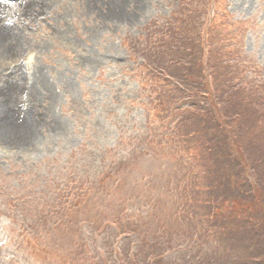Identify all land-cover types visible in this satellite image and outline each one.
<instances>
[{"label":"rangeland","instance_id":"rangeland-1","mask_svg":"<svg viewBox=\"0 0 264 264\" xmlns=\"http://www.w3.org/2000/svg\"><path fill=\"white\" fill-rule=\"evenodd\" d=\"M101 1L0 0V118L33 134L0 135V264L223 262L236 215L264 234V0H124L119 26ZM187 41L205 82L183 86L160 52Z\"/></svg>","mask_w":264,"mask_h":264},{"label":"trees","instance_id":"trees-1","mask_svg":"<svg viewBox=\"0 0 264 264\" xmlns=\"http://www.w3.org/2000/svg\"><path fill=\"white\" fill-rule=\"evenodd\" d=\"M212 9V6L210 4H207V8H206V20L205 22L207 23V25H211L212 23V17L208 16V14L210 15V11ZM211 28V26L209 27ZM208 28V29H209ZM162 38V37H161ZM160 38V41H161ZM176 43L172 40H162L161 45L159 43V46H165L168 47L169 45H175ZM181 45V48L177 51L178 53H180L181 51V58H179L177 61H174L175 57L178 56L179 54L177 53H172L170 50V48L168 50H165L163 52H160V54H164V55H170L172 56V58L170 59V62H165L168 64H165L163 66H161V68H166L167 66V74L170 73L169 68L171 67H178L177 65L183 64L186 65V68H183L182 71H178L177 69H173L174 73H170L169 78L173 79L175 81H177L178 83L182 84L183 86L187 84V82H189L190 80V75H192V79L196 80V83H193V85H197V81L198 83H200L201 81H203L204 76H202L201 74H199V66L195 61V57L192 55H190L189 58V54L192 52L191 48L189 47V42L187 41L185 42H181L179 43ZM178 44V45H179ZM159 46L156 48V50L159 48ZM147 48V47H146ZM172 48V47H171ZM153 50H155L153 48ZM185 52H189L188 54H185ZM210 61V59H208ZM208 63V62H207ZM158 64V61H157ZM157 73V72H156ZM194 74V75H193ZM164 81H166L167 83L172 85V82L167 79L166 77L163 78ZM183 80H186V83H183ZM205 82V80H204ZM177 86V85H176ZM193 90H196L194 88H192ZM177 92H180V90H176ZM183 91L185 93L188 94H192L190 95H183L181 94L180 96L176 97L173 94L171 95H166V103L167 104H171V105H183L186 99H197L198 97H196L195 92H191L189 90H184ZM192 107H194L196 109L197 112L201 111V109H199V107H195L191 104ZM177 108V107H176ZM174 108V109H176ZM177 110V109H176ZM194 111V109H193ZM196 114V119H199V114H197L196 112H194ZM179 123H181V120L179 121ZM201 122L199 121V124ZM198 124V125H199ZM205 125L202 126L201 130L205 129L204 127ZM200 130V131H201ZM57 198L58 196L56 195L55 198L52 200V205H55L57 202ZM30 201H32V199H30ZM42 205V203H39ZM36 205L37 206L39 205ZM22 205H24L25 207L31 205L29 201H23ZM237 218V221L232 222V225H230L227 228L223 229V248L220 250L221 253L223 255L222 256V260L223 262H220L218 264H232V261H235L233 264H264V252L262 253H256L255 252V248L253 246V242L257 241L258 239H260L263 243H264V234L262 233H257L254 232V228L253 226L249 223L248 218H246L243 215H236L235 216ZM51 224H54V219L51 217L50 218ZM264 248V246H263Z\"/></svg>","mask_w":264,"mask_h":264},{"label":"bare ground","instance_id":"bare-ground-1","mask_svg":"<svg viewBox=\"0 0 264 264\" xmlns=\"http://www.w3.org/2000/svg\"><path fill=\"white\" fill-rule=\"evenodd\" d=\"M45 1H51V0H45ZM134 3H136L139 9H141L140 5L142 0H133ZM100 3L102 2L101 0H89L88 4H95V3ZM117 5H119V10L118 11H114V9H112V13L109 16L111 21L114 20V23H112V25H122L126 22V17H124V10H123V6L124 4V0H122V2L116 3ZM93 7V5H92ZM135 12H137L135 10ZM139 12V11H138ZM13 36L10 35V33L7 34L6 36V41H4V37L2 36V34L0 33V71L3 70L5 67H8L9 64L7 65H3L4 61H6L5 63H9V60L11 59L12 55L14 54L13 50L15 47H17V43H14L12 41ZM3 71H1L0 73H2ZM15 76V75H14ZM14 76H12L13 78H11L9 81H7V83L5 84V87L8 88L6 89V92H10L13 90L12 85L18 83L16 82V79L14 78ZM16 77V76H15ZM47 81V80H45ZM11 85V86H10ZM15 86V85H14ZM16 87V86H15ZM16 90V89H15ZM17 94V92H15V95ZM0 97L1 99L4 98V94H3V90L0 89ZM0 99V103L4 104L5 100L1 101ZM10 99V97H9ZM35 100V97L33 96L32 98H30L29 102H33ZM8 105V104H7ZM0 106H2L0 104ZM18 107V104L16 103L15 108ZM28 119H34L32 114H29ZM5 116H2V118H0V135L2 137V142L6 143L10 146L13 147H17L18 149L21 150H25L29 149V139L30 137L33 139V134L30 133V135L27 134V131H19L18 130V125L14 126V129L11 127L10 123L5 121ZM19 123V122H18ZM55 125H57L58 128H60L59 124L54 123ZM22 143V145L20 144Z\"/></svg>","mask_w":264,"mask_h":264}]
</instances>
